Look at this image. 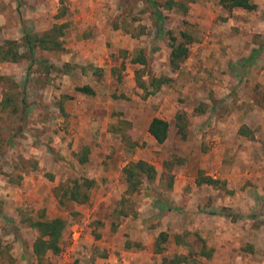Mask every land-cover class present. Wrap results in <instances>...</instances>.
Here are the masks:
<instances>
[{
    "label": "rangeland",
    "instance_id": "1",
    "mask_svg": "<svg viewBox=\"0 0 264 264\" xmlns=\"http://www.w3.org/2000/svg\"><path fill=\"white\" fill-rule=\"evenodd\" d=\"M253 1L254 10H227L218 0H0V44L22 42L23 30L33 42L53 24L66 25L61 50L35 48L31 59L0 62V74L8 78L0 82V99L6 84L15 82L9 89L14 105L20 109L23 100L27 103L23 122L20 110L0 109V264H37L31 245L38 233L29 221L54 217L63 218L66 228L60 251L44 255L46 264H99L97 256L106 254L103 242L143 249L137 239L141 227L132 235L123 227L115 243L108 240L126 218L129 226L141 224L139 207L152 202L164 206L151 207L155 215L146 217L148 226H168L173 183H182L185 173L192 185L178 193V207L192 193L189 227L198 229L199 217L215 211L209 207L213 199L223 203L239 191L252 194V207L233 211L220 205L219 213L237 221L254 217V225L264 222L257 218L264 216V0ZM61 10L65 13L59 16ZM171 35L176 44L184 41L188 47L178 69L169 64ZM139 49L146 64L129 62L127 54ZM136 70L145 81L150 76L168 80L145 95ZM84 84L95 93L76 91ZM180 111L187 119L184 137L175 125ZM156 114L172 121L162 144L147 140L146 124ZM127 122L139 144L132 151L118 129ZM241 126L252 137L239 134ZM84 147L87 159L79 162ZM140 154L157 175L143 179L129 202L120 204L125 195L122 168ZM166 161L171 162L168 169ZM207 171L225 185L197 184L198 172L206 176ZM225 172L230 181L221 178ZM81 178L93 180L87 202L60 197L62 186ZM185 237L175 239L171 252L168 237L158 261L149 264L160 263L165 251L183 255L184 245L190 252L183 256L198 263V245ZM192 240L203 243L198 235ZM259 247L256 255L241 260L264 264Z\"/></svg>",
    "mask_w": 264,
    "mask_h": 264
},
{
    "label": "trees",
    "instance_id": "2",
    "mask_svg": "<svg viewBox=\"0 0 264 264\" xmlns=\"http://www.w3.org/2000/svg\"><path fill=\"white\" fill-rule=\"evenodd\" d=\"M218 3L227 10H233L235 8L254 10L257 7L253 0H218ZM64 13L65 11L61 10L59 12V16L64 15ZM65 27L66 25L64 23L53 24L42 33L36 35L33 42L30 39L29 33L24 30L22 34V42H19L15 39L4 40L3 43L0 44V62H17L21 59H31L33 57L32 55L35 48H41L44 50H61L63 48L62 36L64 35ZM114 27H117V25L115 24ZM169 33L171 34L172 32ZM181 35L186 37L187 34L182 32ZM170 38L171 51L169 54V64L173 68L178 69L180 63L188 55V47L184 41H180L176 44V36L171 35ZM20 47H23L22 51L19 50ZM127 56H129L128 59L131 63L146 64L147 62L145 54L141 49L132 53L131 55L127 54ZM44 67L47 70L50 68L48 66ZM135 78L137 85L146 91L145 95L159 90V88L168 80V78L163 76H150L149 80L145 81L142 79V76L139 74L138 70H136ZM7 79L8 78L6 76L0 74V82L4 80L7 81ZM15 84V82L6 84L7 89L0 99V109L4 110L12 106L13 111L17 112L20 110V120L23 122V115L25 113L27 103L23 100L20 109L18 106L14 105V92L13 90L9 89L14 87ZM75 89L82 94L93 95L95 93V90L88 84L76 86ZM175 125L177 127V132L180 133L182 137H184L187 131V119L184 112L180 111L176 114ZM118 129L122 136V142L125 144L127 150L132 151L134 146L139 145L138 142L134 140L135 133L131 130L128 122L123 126H118ZM147 130L148 133L156 140V142L162 144L168 138L169 122L163 118L154 116L150 120ZM238 133L246 137H252L250 135L252 134L251 131L245 126H241V128L238 130ZM88 151L89 149L84 147L81 153L79 155L77 154L79 162L86 161ZM170 164L171 162L166 161L163 163V166L168 169L170 168ZM121 175L125 184V195L120 198L119 202L120 204H124L129 202L128 197L130 194L137 192L140 189V186L144 181L143 179L152 180L155 178L157 175V169L153 164L143 159L130 160L122 168ZM196 183H205L214 187L225 185L224 180L213 178L212 176H205L202 174V172H198ZM92 185V179H73L70 184L62 186V192L59 195L60 197L62 196L78 203L87 202L89 200L88 190L92 187ZM126 194L129 195L126 196ZM121 214L127 215L128 213L123 211ZM29 226L34 228L38 233L31 245L32 254L35 259H37V264H46L43 261L44 255L47 252L57 254L61 249L60 240L66 228V221L61 217L37 219L30 220ZM168 237L169 235L165 231H160L157 234L154 241V251L156 253H162L165 250L164 243L168 240ZM174 237L178 241L180 236L176 234ZM188 258L189 256H183L181 254H172L171 256L163 255L159 264L186 263L189 260ZM72 264H76V262H73Z\"/></svg>",
    "mask_w": 264,
    "mask_h": 264
},
{
    "label": "crops",
    "instance_id": "3",
    "mask_svg": "<svg viewBox=\"0 0 264 264\" xmlns=\"http://www.w3.org/2000/svg\"><path fill=\"white\" fill-rule=\"evenodd\" d=\"M156 117L163 118L167 120L170 123L172 121L165 117L164 115H154ZM150 120L147 122L146 126V133H147V140L149 142L158 143L155 141V139L148 133V124ZM233 127L231 126V129ZM160 144V143H159ZM220 150V148L218 149ZM216 150H213L215 153ZM137 159H143L147 161V159L140 154L139 157H136ZM149 161V160H148ZM150 162V161H149ZM211 167L207 168L210 169ZM191 169V168H190ZM189 171V170H188ZM213 171H207V175H211L214 178L217 176L213 174ZM192 174V173H191ZM183 177V182L179 183L175 180L173 183V195L171 196L170 206L173 208V210H168L166 215L165 222L168 226L163 227L162 229L152 230L147 224L146 217L155 215V212H152L151 207L153 206H161L163 210V204H158V202H152L150 204L142 205L139 207V210L141 211V215L143 216L142 219H140L141 224L138 226H129L130 219L126 218L125 222L123 224L119 225V229L113 233V237H111L108 242L113 241L115 243L114 236H118L120 233L123 232V227L128 229L131 233L130 235L135 232V229L137 227H141L142 232L147 235L146 237H143L141 233V238H137L138 240H141L142 245L144 246L143 249H136L135 247L132 248H125L124 243L121 245L120 243L117 245H112L111 243L103 242L105 243L106 247V254H104L102 257L97 256V261L99 260V264H149L151 261H158V256H161L160 253H155L153 251L154 247V241H155V235L159 231H163V229H166L167 232H169L171 244L169 246L170 249H168V252H171V249L174 246H177V243L175 242V235H185L184 238L185 242L190 241L193 244V247L197 248V258L199 259L198 263H195L194 261L191 262H184L180 264H250L251 261L244 258H248V254L251 252H254L256 255V251L259 247L258 241L264 242V222L261 221V224L254 225L253 224V218L254 217H247L245 216V220L242 219L241 221H237L233 219L231 215H222L219 213V207L220 205L229 207L233 209V211H239V208H242L244 211L247 210V207L250 205L252 207L253 205V196L250 195L248 192H238L236 195L229 197L228 199L224 200L222 203V200H216L213 199L211 202V205L209 207L214 208L215 211L207 214L208 216H204L205 214L201 215L199 219H203V222L201 225L195 229L190 226V206L193 204L194 196L191 195L192 193H188L186 197V201L184 202V207H178V193L182 191L183 187H186V185L190 184L189 179L190 177L188 174L185 173ZM226 180L230 181V173L225 172L223 177ZM143 194V193H142ZM142 194L140 195L142 197ZM149 195H147L148 197ZM152 198V197H151ZM239 200H244L243 202ZM244 203V205H242ZM176 207V208H175ZM239 207V208H237ZM178 209V210H177ZM180 210V211H179ZM241 211V210H240ZM244 213V212H242ZM236 217V216H235ZM257 218H263L264 216L257 215ZM146 219V221H145ZM233 219V220H231ZM244 220V221H243ZM128 221V223H127ZM229 221V222H228ZM128 224V225H127ZM192 228V229H191ZM197 229V230H196ZM133 231V232H132ZM158 231V232H157ZM196 235L201 237L200 244L196 240H192ZM132 238V236L130 237ZM133 239H136L134 237ZM261 243L262 246L259 248L264 250V243ZM196 245V246H195ZM180 248L176 249L179 250ZM189 249V248H188ZM186 246L184 245L181 249V253L183 255H186L190 252ZM196 249V248H194ZM167 251L163 255H167ZM196 253L194 252V255ZM193 255V256H194ZM254 255V256H255ZM159 264V262H157Z\"/></svg>",
    "mask_w": 264,
    "mask_h": 264
}]
</instances>
